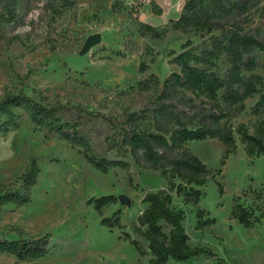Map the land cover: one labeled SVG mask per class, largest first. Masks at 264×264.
<instances>
[{
    "label": "rangeland",
    "instance_id": "1",
    "mask_svg": "<svg viewBox=\"0 0 264 264\" xmlns=\"http://www.w3.org/2000/svg\"><path fill=\"white\" fill-rule=\"evenodd\" d=\"M47 0L34 1L22 15L21 23L0 30V96L5 92L22 90L29 95L42 94L48 101L75 104L108 115L118 114L122 105L137 109L153 92V88L139 90L137 82L153 73L162 81L177 67L169 62V49L180 51L187 38L200 42L199 33L181 35L168 29L162 39L142 37L135 19L158 25L140 15L143 0H122L125 8L112 11L107 0L95 12V0H76L74 7L60 18H53L46 8ZM155 2V1H154ZM183 3V2H182ZM149 6V5H147ZM160 15L148 7L152 19ZM170 17V16H169ZM247 30L264 41V0L252 10ZM94 33L100 42L81 53L86 38ZM13 36L17 39L10 41ZM147 46L155 52H147ZM148 66L138 72V64ZM255 71L264 75V54L258 56ZM228 66L224 57L216 70L223 75ZM257 96L245 101V110L232 122H252L249 108ZM20 127L0 133V181H13L26 167L30 157H36L40 172L31 189L28 204H7L0 212V237L15 239L18 233L8 226L23 229L25 235H49L50 252L31 261H17L14 256L0 254V264H147L148 256H140L135 247L119 237L116 228L100 223V216L88 200L95 196L114 194L117 200L104 208L109 216L121 210V222L127 230L136 223L146 204L141 201L144 191L165 187L158 172L135 165L129 169L111 168L106 173L86 162L76 149L57 137L45 138L34 131L26 114L15 109ZM92 132L97 151H102V131L105 125L95 122ZM237 150L221 165L224 146L217 140H193L188 147L213 169H221L216 181L204 186L198 206L207 210L215 223L208 229H196V207L184 205L174 197L173 205L185 214L184 227L192 244L212 247L227 264H264V216L253 227H243L230 217L232 199L248 188L240 202L250 205L264 203V158L249 159L238 140ZM132 177L133 185L126 180ZM217 182L222 185L219 192ZM18 184L16 183L15 186ZM261 193V198L255 194ZM127 201H124V200ZM211 258L200 257L176 264H213Z\"/></svg>",
    "mask_w": 264,
    "mask_h": 264
},
{
    "label": "trees",
    "instance_id": "2",
    "mask_svg": "<svg viewBox=\"0 0 264 264\" xmlns=\"http://www.w3.org/2000/svg\"><path fill=\"white\" fill-rule=\"evenodd\" d=\"M36 0H0V30L21 23L22 15ZM95 12L107 0H95ZM262 0H183L177 19H170L167 26L155 28L135 19L142 37L162 39L170 28L186 35L199 33L200 42L189 38L182 42L180 51L169 49V62L177 67L162 81L151 73L139 80V90L153 88L145 101L133 109L122 105L120 112L108 115L85 107L50 102L42 94L35 96L19 90L0 96V133L20 127L15 109L27 116L32 129L42 132L45 138L57 137L95 169L106 173L111 168L128 170L135 165L159 173L165 187L144 191L141 201L146 204L131 230L121 222V210L105 216L107 205L114 204L116 195L91 197L101 220L109 229L116 228L119 237L129 241L140 256H148L147 264H176L200 257L211 258L213 264H227L212 247L192 244L184 227L185 214L173 205L174 197L182 204L196 207V229H208L215 223L209 212L198 206L202 196L200 187L209 180L216 181L221 169L207 165L188 147L193 140L214 139L224 146L221 165L229 154L237 150L235 134L249 159L264 158V75L255 71L258 56L264 54V41L247 30L252 10ZM76 0H47L46 8L53 18H60L70 11ZM154 14H161L154 1L150 2ZM112 11L120 12L122 0H114ZM17 39L13 36L10 41ZM147 52L155 50L147 46ZM224 57L228 66L223 75L216 70ZM148 64L141 61L137 71L144 72ZM257 96L249 108L252 122H232L245 110V101ZM95 122L105 125L102 131V151H97L92 132ZM40 167L36 157H30L24 170L11 182L0 181V212L7 204L19 207L31 200V189L36 184ZM126 180L133 185L128 174ZM18 184L15 186V184ZM219 192L222 185L217 182ZM250 188L232 199L230 217L243 227H253L264 216V203L250 205L240 202ZM261 198V193L255 194ZM15 239L0 237V254H8L17 261H31L46 256L51 245L49 235H25L17 226Z\"/></svg>",
    "mask_w": 264,
    "mask_h": 264
},
{
    "label": "crops",
    "instance_id": "3",
    "mask_svg": "<svg viewBox=\"0 0 264 264\" xmlns=\"http://www.w3.org/2000/svg\"><path fill=\"white\" fill-rule=\"evenodd\" d=\"M151 1H155V3L159 4L160 7H162L163 13H164L162 20L157 21V20L150 18V17H152V15H150V13L148 11V9H149L148 7L150 6ZM182 2H183V0H143V3L140 7V15H145L144 17H145L146 21L149 20L151 23H152V21H155L154 23H157L158 25H165L166 23H168V21L170 19H177L178 18L179 14H180ZM147 5H149V6H147ZM151 25H153V23ZM177 32L180 33L181 35H184V36L186 35L180 31H177Z\"/></svg>",
    "mask_w": 264,
    "mask_h": 264
},
{
    "label": "water",
    "instance_id": "4",
    "mask_svg": "<svg viewBox=\"0 0 264 264\" xmlns=\"http://www.w3.org/2000/svg\"><path fill=\"white\" fill-rule=\"evenodd\" d=\"M100 40H101V36H100L99 33H94V34L89 35L86 38V40H85L80 52L82 54L87 52L93 45H95L98 42H100ZM124 201H127V200L125 199Z\"/></svg>",
    "mask_w": 264,
    "mask_h": 264
}]
</instances>
